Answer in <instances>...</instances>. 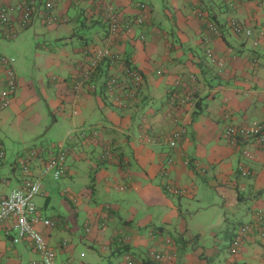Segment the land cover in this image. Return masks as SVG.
I'll use <instances>...</instances> for the list:
<instances>
[{"label": "crops", "instance_id": "crops-1", "mask_svg": "<svg viewBox=\"0 0 264 264\" xmlns=\"http://www.w3.org/2000/svg\"><path fill=\"white\" fill-rule=\"evenodd\" d=\"M27 1L0 0V13L5 11L11 19L8 25L0 22L1 39L25 29L18 6ZM48 1L51 10L45 8ZM103 1L118 7L127 20L139 14L138 3H145L148 24L113 37L92 1H37L30 26L40 22L63 48L39 50L45 66L40 80L20 79L14 65L19 90L11 107L0 111V149L5 151V137L15 147L9 149L11 162L7 154L0 162V201L24 181L16 162L29 147L63 144L68 150L65 176L55 180L44 174L45 158L35 159L32 166V177L41 179L43 186L35 201L38 212L56 223L54 228H37L56 251L58 264H264V237L254 218L264 209V145L250 144L255 158L248 160L241 148L228 146L223 138L231 124H264V38L259 36L264 30V0L234 6L232 0ZM47 14L56 20L45 24ZM82 19L97 32L80 50L68 53L64 44ZM231 19L252 35L235 33ZM86 45L109 48L142 71L145 82L135 99L123 107L108 95L104 80L120 74V65L107 60L95 89L74 88L88 62ZM209 48L225 64L223 69L211 63ZM2 86L0 71V90ZM188 92L196 98L183 105L180 101ZM178 128L184 136L171 147ZM81 132L87 137L81 138ZM108 149L113 151L110 156V151L104 154ZM241 165L249 168L251 177L240 174ZM169 187L187 193L174 196ZM192 203L199 209H218L206 230L190 227L191 213L185 209ZM225 225L227 231L221 232L229 236L230 256L223 263L226 238L215 228ZM246 225L251 230L233 255L232 240ZM7 226L0 227V264H42L28 241L12 244ZM152 253L171 259L160 262Z\"/></svg>", "mask_w": 264, "mask_h": 264}, {"label": "built area", "instance_id": "built-area-1", "mask_svg": "<svg viewBox=\"0 0 264 264\" xmlns=\"http://www.w3.org/2000/svg\"><path fill=\"white\" fill-rule=\"evenodd\" d=\"M38 0H28L26 4L18 6V10L21 13L20 25L22 28H27L33 21L35 14V7ZM88 2L91 0H87ZM238 1L247 0H232L231 6H234ZM47 10L53 9V3L48 1L45 3ZM139 14L131 20H127L123 17V13L115 10L113 7L107 9L105 15L106 20L110 25L111 36L117 37L124 33H132L136 27H144L149 19V8L145 3H138ZM45 24H51L56 20V17H52L51 14L43 16ZM11 19L5 11L0 13V22L2 25L10 24ZM230 26L233 31L237 34L244 33L246 36H251L252 31L245 30L236 19L230 20ZM212 29L217 33L215 27ZM16 34L13 31L11 36ZM260 38H264V30L259 34ZM10 37V35L8 36ZM145 36L140 35L139 39L144 40ZM84 54L88 58V62L84 65L83 77L77 80L74 84L75 89H82L87 85L92 73L107 59L114 60L115 64L120 65V74H110L109 78L105 80V89L108 95H110L116 104L125 106L127 100L135 99L139 93L143 83L145 81L142 71L136 68L134 65H124L120 61H124L125 58L114 53L109 48H101L99 46H89L84 50ZM211 63L220 69L225 67V64L219 60L214 51L209 48L206 51ZM14 58L9 57L0 53V71L3 73V88L0 90V111L7 110L11 107L14 97L17 95L19 90V81L14 69ZM162 69L158 70V74L162 73ZM97 85L92 84L91 89H95ZM121 91H124L120 95ZM193 93H186L180 101L183 105L193 99ZM126 96V98L122 97ZM177 104V106L180 104ZM177 111H179L178 107ZM83 138L87 137L85 132H81ZM184 136L183 128H178L172 134L169 144L171 147H176L178 142ZM223 138L227 142L228 146L241 148L243 156L248 160H254L255 156L249 145L256 143L259 146L264 145V124L259 122H253L250 124L239 125L231 124L227 126L223 131ZM54 151L50 152L44 161L43 172L44 174H51L54 179L59 180L67 173V160L68 150L63 144H59L54 147ZM45 152L43 149L34 148L29 150L24 157L18 158L16 165L20 168L22 173L25 175V179L21 185L13 189L9 195L0 201V227L9 225L6 232L7 235L11 236L12 244H19L24 241H28L33 249L40 255L42 264H58L57 253L49 245L44 234L40 232L37 225L42 224L48 228H54L56 223L50 219H44L38 212L35 198L43 193V186L41 179L32 177V166L35 159L38 158L39 154ZM108 153V152H106ZM5 153L0 150V160L5 158ZM108 153L107 156H110ZM240 174L243 177H251L252 172L246 165H241L239 168ZM123 189V188H122ZM169 192L173 195H184L187 191L183 188H168ZM256 223L260 225V234L264 237V209H258L255 213ZM251 230L250 225L243 226L239 229L236 236L233 238L231 243V253L236 255L241 247L242 238L247 235ZM153 258L158 261H168L171 259L168 255L154 254ZM129 264H132L129 262Z\"/></svg>", "mask_w": 264, "mask_h": 264}, {"label": "rangeland", "instance_id": "rangeland-1", "mask_svg": "<svg viewBox=\"0 0 264 264\" xmlns=\"http://www.w3.org/2000/svg\"><path fill=\"white\" fill-rule=\"evenodd\" d=\"M36 30L38 33L37 38H35ZM96 30L97 29H94L93 26H91L90 24H87L85 20L82 19L79 26L75 28L74 33L70 34L69 43L64 44V47L66 48L65 51L69 53L74 50H80L83 46L82 45L83 42L91 40L93 36L95 35V33L97 32ZM56 42L57 41H56L54 34L51 32L49 33L44 32L43 28H41L40 22H37L36 25L34 26H30L28 28H25L24 30H20L19 33L17 31V33L14 34V37L10 39H3V38L1 39L0 37V50L8 54L9 57L14 58L15 60L14 65H15L17 74L20 77V79L25 78V77L26 78L33 77L34 80H40L42 76L44 78L45 71L43 69H45V66L41 64L42 56H40L39 54L37 55V53H39V50L45 46L47 48H51L52 46L55 49L59 46L63 48L62 45H56ZM46 53L49 54V51H46ZM29 137L30 135L28 132L27 139ZM48 137L52 138L53 136L48 135ZM48 137L45 136V138H48ZM10 138L12 140H15V137L12 135V133L10 134ZM52 139L55 140V137H53ZM4 141L6 145L5 146L6 148L4 150H5V153L7 154L6 159L8 160V163H10L11 158L13 156V153L10 150L14 148L15 145H13L12 141L7 137L4 138ZM207 194H208L207 199L210 202L211 200L213 201V197L211 196L212 194L209 192H207ZM36 199L37 197L35 198V201ZM185 205H187V203ZM190 205H189V208L187 207L188 209L187 208L185 209V212L188 214L191 213V215L187 216L188 220L193 221L190 225L191 228L196 224L198 227H202L204 228V230H206L209 224L215 222L216 216L218 215L217 208H214L213 206V207L207 208V210H204V209H199L200 207L195 205V203H192ZM227 212L230 215L232 213V211H227ZM242 219L243 221L244 220L246 221L247 218H242ZM238 221H241V219H238ZM222 229L224 231H227L226 225L223 227L221 226L220 228H215L216 231L220 232L219 237H223L224 239V236H225L226 238L225 243H224L225 246H223L221 255H220V259L224 263L225 257L230 256L228 250L226 249L230 243V239L227 233H225L224 231L223 233L221 232ZM207 234L209 236L210 232H208ZM209 243H212L211 239Z\"/></svg>", "mask_w": 264, "mask_h": 264}, {"label": "trees", "instance_id": "trees-1", "mask_svg": "<svg viewBox=\"0 0 264 264\" xmlns=\"http://www.w3.org/2000/svg\"><path fill=\"white\" fill-rule=\"evenodd\" d=\"M92 2H94V4H95V7H96V9H98L99 10V12H100V16H102V19H103V21H104V23H105V25H106V29H107V31H108V33L111 35V33H110V25H109V23H108V21L106 20V14H107V9L109 8V7H113L115 10H118V7H116V6H114V5H112V4H110V3H104V1L103 0H91ZM96 1V2H95ZM102 6V7H101ZM51 10V9H50ZM118 11H120V10H118ZM147 24H148V22H147ZM89 46H85L84 47V50L86 49V48H88ZM84 52V51H83ZM107 61H110V62H112V63H114L115 64V62H114V60H112L111 58L110 59H107ZM120 63L122 64L121 66H124V65H128V66H130V65H134L133 63H132V61H131V59H129V58H125V60L124 61H120ZM135 66V65H134ZM101 67H102V64L92 73V75H91V77H90V79L88 80V81H86V83H87V85H89V87H87V86H85V87H87L89 90L91 89V85L92 84H95L96 85V83L98 82V80H96V78L98 77V75H99V71L101 70ZM136 67V66H135ZM137 68V67H136ZM83 69H84V66H83V68H82V70H81V74H80V76H79V79H82V75H83ZM109 78V76L107 77V78H105V80L106 79H108ZM145 79V78H144ZM104 80V81H105ZM145 82V81H144ZM104 87V86H103ZM143 87V86H142ZM142 87H141V89H142ZM141 89H140V91H141ZM140 91H139V93H140ZM122 93H124V91H121ZM138 93V94H139ZM137 94V95H138ZM193 98H196V95H195V93H194V95H193ZM131 100H133V99H131ZM200 106V102H198L197 103V107H199ZM90 138H91V133H90ZM80 137H81V134H80ZM82 138V137H81ZM86 138V137H85ZM57 145H59V144H44V143H41V144H39L38 146H31V147H29L28 148V151L29 150H33L34 148H38V149H43L45 152H43L42 154H39V156H38V158H45L46 159V157L49 155V154H47V153H50V152H53L54 151V147H56ZM0 150H2V149H0ZM110 151V153H112L113 151H111V150H106L105 152H104V154L106 153V152H109ZM4 153H5V151H4ZM6 154V153H5ZM27 154V153H26ZM107 154V153H106ZM113 154V153H112ZM5 156V155H4ZM25 156V154H23L21 157H24ZM46 156V157H45ZM20 158V157H19ZM2 160H0V162H1ZM174 196H182V195H174ZM158 261V260H157ZM131 263H132V261H130ZM161 262V261H160ZM129 264V263H128ZM133 264V263H132Z\"/></svg>", "mask_w": 264, "mask_h": 264}]
</instances>
